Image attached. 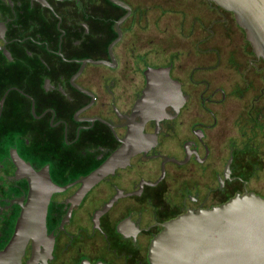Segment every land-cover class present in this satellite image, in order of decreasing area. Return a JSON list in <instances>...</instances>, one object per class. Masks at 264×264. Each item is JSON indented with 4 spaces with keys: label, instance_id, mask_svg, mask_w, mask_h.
I'll return each instance as SVG.
<instances>
[{
    "label": "flooded vegetation",
    "instance_id": "flooded-vegetation-1",
    "mask_svg": "<svg viewBox=\"0 0 264 264\" xmlns=\"http://www.w3.org/2000/svg\"><path fill=\"white\" fill-rule=\"evenodd\" d=\"M231 19L244 33L206 0H0V251L34 185L46 233L20 264H150L166 222L264 198V61Z\"/></svg>",
    "mask_w": 264,
    "mask_h": 264
},
{
    "label": "water",
    "instance_id": "water-1",
    "mask_svg": "<svg viewBox=\"0 0 264 264\" xmlns=\"http://www.w3.org/2000/svg\"><path fill=\"white\" fill-rule=\"evenodd\" d=\"M206 1L233 14L253 54L264 61V0ZM149 71V76L157 72ZM178 91L175 86L173 94ZM35 187L30 189L12 237L0 251V264H20L26 242L37 245L46 233L48 196ZM148 260L150 264H264V198L253 193L236 195L219 206L166 222L151 240Z\"/></svg>",
    "mask_w": 264,
    "mask_h": 264
},
{
    "label": "rangeland",
    "instance_id": "rangeland-1",
    "mask_svg": "<svg viewBox=\"0 0 264 264\" xmlns=\"http://www.w3.org/2000/svg\"><path fill=\"white\" fill-rule=\"evenodd\" d=\"M207 9H208V6L207 5H204V8H203V11L204 13H207ZM209 10V15L206 16L205 14V17L203 18V27H201V29L197 28L195 30H190L191 33L190 35H188V41L192 40L193 41V45L194 43H196V40L200 37H207L208 36V31H206V27L209 25V21H208V18L210 19H213L212 21H214V18H216V15L213 13V11H211L210 9ZM230 22L232 23V25L234 26L233 29H235V25H234V22H232V19L230 20ZM211 28V27H209ZM220 31V30H219ZM236 31V35H231L232 37L228 39V43L230 45L232 44H236V43H239L241 45V42L243 39H244V33L238 29H235ZM188 32V30H187ZM239 34V35H238ZM170 37H175V38H178L180 37L179 35H170ZM169 43H171V39H169L168 41ZM227 42V39L226 37H219L217 35H215L213 37V39H210L208 42L204 43L203 45H200V48L203 47V48H206V47H211L210 45H214L216 47H218L220 50H221V54L223 55V59H225V55L226 53H228V50L225 49V46L224 44ZM179 43L178 41L176 43H172V49L174 47H178ZM158 47V46H157ZM190 47L192 48V46L190 44H188V49H190ZM233 47V45L231 46ZM246 48L248 50H250L249 47L246 46ZM174 50V49H173ZM238 50V53H240L241 51L239 49H236ZM247 50V51H248ZM195 53L194 51H191V57H188V66L192 65V64H196V62H199V61H202V62H199L200 64H204V63H209V61H211V55L207 56L205 53L204 55H200L199 54L197 55V57L195 58L194 57V54ZM204 61H208V62H204ZM237 104V103H235Z\"/></svg>",
    "mask_w": 264,
    "mask_h": 264
}]
</instances>
